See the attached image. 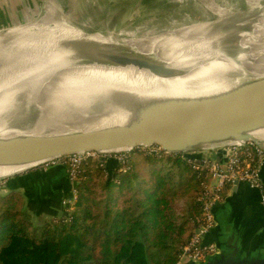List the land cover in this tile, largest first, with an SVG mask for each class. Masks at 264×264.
<instances>
[{
  "label": "bare ground",
  "instance_id": "obj_1",
  "mask_svg": "<svg viewBox=\"0 0 264 264\" xmlns=\"http://www.w3.org/2000/svg\"><path fill=\"white\" fill-rule=\"evenodd\" d=\"M200 1L220 16L145 41L116 35L114 28L72 27L47 0L37 22L0 36V123L43 118L55 124L19 132L30 135L129 124L151 103L214 95L264 76V0L245 3V10ZM227 40L236 43L223 47ZM11 131L0 130V137L20 130ZM250 133L264 141V128ZM43 162L0 165V179Z\"/></svg>",
  "mask_w": 264,
  "mask_h": 264
},
{
  "label": "trees",
  "instance_id": "obj_2",
  "mask_svg": "<svg viewBox=\"0 0 264 264\" xmlns=\"http://www.w3.org/2000/svg\"><path fill=\"white\" fill-rule=\"evenodd\" d=\"M153 146L134 147L109 163L88 155L73 181L66 165L39 169L30 181L35 198L15 189L0 194V264H176L209 176L193 162L195 153L185 157ZM54 175L59 181L52 187ZM72 188L75 201L65 211ZM40 193L49 198L41 200ZM178 197L186 200L183 209L174 203ZM42 204L50 217L34 225L26 209L37 216Z\"/></svg>",
  "mask_w": 264,
  "mask_h": 264
},
{
  "label": "water",
  "instance_id": "obj_3",
  "mask_svg": "<svg viewBox=\"0 0 264 264\" xmlns=\"http://www.w3.org/2000/svg\"><path fill=\"white\" fill-rule=\"evenodd\" d=\"M11 26L0 27V36L14 34L15 31H9ZM91 60L99 64L108 63V59L100 56H93ZM148 106L137 111L138 117L129 124L61 134H19L35 126L36 130L55 126L54 123L43 122V118L40 121L33 118L0 123V130H12L11 133L20 130L8 138L0 137V165L40 163L73 153L105 154L157 145L164 152L185 157L193 152L214 150L217 162L223 167V155L226 154L223 147L255 139L250 132L264 128V76L246 79L218 94L155 102ZM75 113L76 110L72 114ZM100 160H104V156ZM29 169L32 167L21 172ZM237 183L234 180L232 185ZM4 191L1 188L0 194ZM230 203L231 198L228 197L213 210L219 252L198 264H264V240L246 249L238 238L234 240L236 245H227L223 235V212Z\"/></svg>",
  "mask_w": 264,
  "mask_h": 264
},
{
  "label": "rangeland",
  "instance_id": "obj_4",
  "mask_svg": "<svg viewBox=\"0 0 264 264\" xmlns=\"http://www.w3.org/2000/svg\"><path fill=\"white\" fill-rule=\"evenodd\" d=\"M25 1V0H24ZM52 5L59 9L63 19L72 27L85 32H97L99 29L114 28L116 35L135 38L145 41H154L163 37L172 36L175 30L185 27L197 21L212 20L220 14H213L200 0H52ZM220 7L245 10L248 3L252 6V0H215ZM264 3V2H263ZM27 2L25 3V5ZM21 9L16 23L12 26H23L37 22L45 12L47 0H32ZM61 8V9H60ZM93 19V20H92ZM97 25V26H95ZM10 26V25H9ZM7 27V26H5ZM96 27V28H95ZM99 28V29H98ZM177 28V29H176ZM85 29V30H84ZM91 29V30H90ZM95 29V30H93ZM145 30V31H144ZM169 32V33H168ZM169 34V35H167ZM126 35V36H125ZM236 41H223V47H232ZM125 151L112 153H89L90 156L100 157L124 154ZM210 151V150H209ZM214 151V150H213ZM205 152V151H203ZM86 154V153H83ZM123 157V156H121ZM44 167L37 165L32 169ZM73 198L64 200L65 211H70L75 201ZM74 191V192H73ZM7 192L5 190L3 193ZM25 202V201H24ZM177 208L183 209L186 204L185 198L178 197L174 200ZM28 212L34 225L41 223L50 216L34 215Z\"/></svg>",
  "mask_w": 264,
  "mask_h": 264
},
{
  "label": "built area",
  "instance_id": "obj_5",
  "mask_svg": "<svg viewBox=\"0 0 264 264\" xmlns=\"http://www.w3.org/2000/svg\"><path fill=\"white\" fill-rule=\"evenodd\" d=\"M153 147L154 150L160 149L157 145ZM222 149L226 152L223 155V167L217 162L213 150L193 152L197 156L193 158V162L197 161L207 169L209 179L201 182L202 192L198 199L201 202L200 215L196 218L195 228L187 243L182 247L176 264H198L208 256L219 252L216 243L208 238L209 233L216 226L213 210L214 206L224 199V190L231 187L234 180L257 189L260 193L261 203L264 204V182L261 179L264 141L249 139L225 146ZM85 153H73L47 160L41 163L44 164V167L39 169L45 170L59 164L66 165L69 179L73 181L79 171L80 163L89 153L94 152ZM121 156L119 154L117 159H120ZM190 159L191 157L188 158V160Z\"/></svg>",
  "mask_w": 264,
  "mask_h": 264
},
{
  "label": "crops",
  "instance_id": "obj_6",
  "mask_svg": "<svg viewBox=\"0 0 264 264\" xmlns=\"http://www.w3.org/2000/svg\"><path fill=\"white\" fill-rule=\"evenodd\" d=\"M32 0H0V27L12 25L17 22L21 9H25L26 5ZM27 4L25 5V3ZM117 159V155L111 157L106 156L105 160L113 162ZM39 169H29L27 171L18 173L12 177H8L0 180V189L5 190L15 189L21 192L25 198H35L31 194L32 179L38 178ZM54 175L51 179V185L55 186V182L59 181L54 179ZM60 178V177H59ZM261 179L264 182V163L261 167ZM65 182L57 186V192L59 193L65 190ZM55 193V194H56ZM28 195V196H27ZM224 199L230 197L231 203L229 207L225 208L223 212L224 227L223 235L227 245L233 246L237 243L234 242L236 238L240 241L242 247L249 248L255 246L257 243L264 240V204L261 203L260 193L257 189L251 188L245 183L238 182L236 185H232L224 190ZM48 194L40 193L37 197L41 200L49 198ZM224 199L214 206V211L222 204ZM46 207L52 206L53 202H46ZM44 204V205H45ZM42 204V206H44ZM45 207V206H44ZM43 209L42 213L38 214L43 216L47 215V212ZM211 241L217 242V226H215L208 237ZM188 264V263H187Z\"/></svg>",
  "mask_w": 264,
  "mask_h": 264
},
{
  "label": "flooded vegetation",
  "instance_id": "obj_7",
  "mask_svg": "<svg viewBox=\"0 0 264 264\" xmlns=\"http://www.w3.org/2000/svg\"><path fill=\"white\" fill-rule=\"evenodd\" d=\"M52 178V177H51ZM47 181V180H46ZM48 181H49V179H48ZM34 184L33 185H38V183H39V181L38 180H36V182H33Z\"/></svg>",
  "mask_w": 264,
  "mask_h": 264
}]
</instances>
